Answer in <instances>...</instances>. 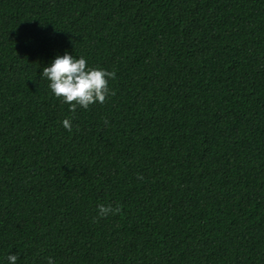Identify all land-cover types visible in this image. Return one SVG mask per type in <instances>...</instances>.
<instances>
[{
  "label": "trees",
  "instance_id": "16d2710c",
  "mask_svg": "<svg viewBox=\"0 0 264 264\" xmlns=\"http://www.w3.org/2000/svg\"><path fill=\"white\" fill-rule=\"evenodd\" d=\"M66 51L114 73L102 104L52 95ZM8 254L264 264V0H0Z\"/></svg>",
  "mask_w": 264,
  "mask_h": 264
},
{
  "label": "clouds",
  "instance_id": "9594fccd",
  "mask_svg": "<svg viewBox=\"0 0 264 264\" xmlns=\"http://www.w3.org/2000/svg\"><path fill=\"white\" fill-rule=\"evenodd\" d=\"M86 65L84 57H76L66 51L63 55L55 56L40 72L42 78L48 81L52 95L59 98L61 103L68 104L71 110L77 106L87 109L97 102L102 104L106 96L111 94L108 81L114 78V73ZM61 123L64 128L71 130L72 125L68 119ZM97 210L100 217L119 211L103 204H98ZM17 260L16 254H8V264H17ZM45 260L47 264H55L51 256L45 257Z\"/></svg>",
  "mask_w": 264,
  "mask_h": 264
}]
</instances>
